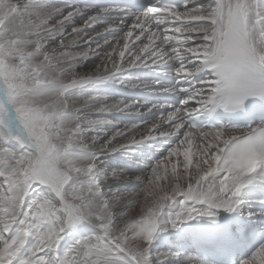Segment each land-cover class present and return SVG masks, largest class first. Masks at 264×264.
Segmentation results:
<instances>
[{
  "label": "snow or ice",
  "instance_id": "obj_1",
  "mask_svg": "<svg viewBox=\"0 0 264 264\" xmlns=\"http://www.w3.org/2000/svg\"><path fill=\"white\" fill-rule=\"evenodd\" d=\"M0 264H264V0H0Z\"/></svg>",
  "mask_w": 264,
  "mask_h": 264
},
{
  "label": "rangeland",
  "instance_id": "obj_2",
  "mask_svg": "<svg viewBox=\"0 0 264 264\" xmlns=\"http://www.w3.org/2000/svg\"><path fill=\"white\" fill-rule=\"evenodd\" d=\"M50 2L55 6V7H61V8H64L65 7V5L67 4V5H69V6H75L76 8H84L85 7V5L82 3V1H80V0H77L76 2H75V0H50ZM89 8V7H88ZM89 9H91V8H89ZM68 10H72V8L71 7H68V8H66L65 9V14H66V12L68 11ZM91 14V13H90ZM55 19H59V17H57V18H55ZM53 22H55V20L53 21ZM82 23V21H78L77 22V26H79V24H81ZM70 31V30H69ZM97 32H99V33H101V34H104V28H103V26H96V32H91L90 33V35L91 36H93V37H95L96 36V34H97ZM108 39L110 40V41H113V40H119L120 39V37L119 36H115V37H113V36H108ZM100 43L101 44H103V40H101L100 41ZM93 47H95L94 45H93ZM81 51H83L84 49L82 48V49H80ZM96 64H98V63H100V61L99 60H97L96 62H95ZM89 66H87L86 68H80V69H78V71L79 70H82L83 72L84 71H90L92 68H94L95 67V64H88ZM77 100H79L80 102H78V103H80V105H82L83 104V100H80V99H77ZM82 101V102H81ZM145 115H146V113H145ZM147 119H152V117L151 118H147ZM116 123L117 124H119L120 122L119 121H116ZM111 169H109V172L111 173ZM141 175H143V173H141V172H134V173H130L129 174V177H130V182H131V184H136V183H138V181H136L135 180V177L136 176H141ZM116 182H118V181H116ZM123 181L122 180H120L118 183H122ZM126 182V181H125ZM115 183V182H114ZM116 184V183H115ZM114 187H115V189H114ZM116 190V186H113V191H115ZM132 190H134V191H139V189H132ZM139 205V204H138ZM138 205L136 206V207H138ZM117 207H123V206H117ZM136 207H134V212H133V215L132 216H136V215H138L139 213L137 212V210H138V208H136ZM130 214V213H129ZM132 214V213H131Z\"/></svg>",
  "mask_w": 264,
  "mask_h": 264
},
{
  "label": "bare ground",
  "instance_id": "obj_3",
  "mask_svg": "<svg viewBox=\"0 0 264 264\" xmlns=\"http://www.w3.org/2000/svg\"><path fill=\"white\" fill-rule=\"evenodd\" d=\"M89 8H90V7H89ZM88 66H89V65H88ZM79 71L81 72V74H87V73H88V71H84V72H83L82 70H79ZM78 102H80V101H79V100L74 101V105H75V106H81L80 103H78ZM81 102H82V101H81ZM83 103H84V102H83ZM145 116H146V118H149V117H150L147 113H146ZM129 174H130V173H129ZM122 181H123L122 183H118L119 181H118V182L114 181L116 184L113 183L112 187H113V186H117L118 184H128V183H131V182H132V181L130 182V180L127 179V178L122 179ZM125 181H126V182H125ZM114 189H115V187H114ZM117 206H123V205H117ZM136 208H138L137 212H138L139 214L136 215V216H132V215H133V212L135 211L134 208H132V209L130 210V212H129V213H130V214H129L130 217L140 218L141 215H143L144 210H143V208L141 207V205H138V207H136ZM131 213H132V214H131ZM165 242H166V241H165Z\"/></svg>",
  "mask_w": 264,
  "mask_h": 264
}]
</instances>
